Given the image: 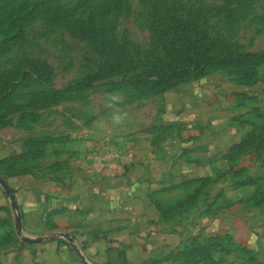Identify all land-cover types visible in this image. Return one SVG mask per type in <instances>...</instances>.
Here are the masks:
<instances>
[{"label": "rangeland", "instance_id": "1", "mask_svg": "<svg viewBox=\"0 0 264 264\" xmlns=\"http://www.w3.org/2000/svg\"><path fill=\"white\" fill-rule=\"evenodd\" d=\"M202 81L206 117L192 136L165 121L167 104ZM104 119L180 142L210 173L166 195L177 207L164 216L227 211L264 247V0H0L1 170L64 182ZM262 248L194 239L152 264H264Z\"/></svg>", "mask_w": 264, "mask_h": 264}, {"label": "crops", "instance_id": "2", "mask_svg": "<svg viewBox=\"0 0 264 264\" xmlns=\"http://www.w3.org/2000/svg\"><path fill=\"white\" fill-rule=\"evenodd\" d=\"M205 83L169 99L165 121L172 128L200 132ZM181 148L176 140L157 145L131 137L115 120H100L82 137L72 173L58 183L3 172L11 149L0 144V264H152L191 240L227 235L259 251L252 232L230 212L207 216L202 207L184 219L164 216L177 207L163 203L166 195L210 175L185 161ZM209 158L200 163L209 165Z\"/></svg>", "mask_w": 264, "mask_h": 264}]
</instances>
